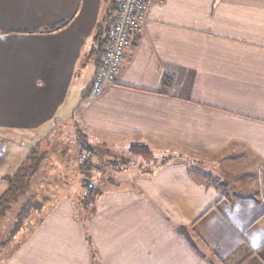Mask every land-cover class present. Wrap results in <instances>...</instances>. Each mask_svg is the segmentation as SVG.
<instances>
[{"label": "crops", "instance_id": "1", "mask_svg": "<svg viewBox=\"0 0 264 264\" xmlns=\"http://www.w3.org/2000/svg\"><path fill=\"white\" fill-rule=\"evenodd\" d=\"M106 9L105 0H0V134L71 122L93 141L130 153L118 172L134 174L132 155L151 162L131 153L132 143L172 160L138 167L132 185L99 196L88 224L93 251L84 219L63 197L0 264L260 257L264 0H152L116 80L84 98L102 63L95 32ZM5 157L0 148V165ZM5 188L0 179V194Z\"/></svg>", "mask_w": 264, "mask_h": 264}, {"label": "rangeland", "instance_id": "2", "mask_svg": "<svg viewBox=\"0 0 264 264\" xmlns=\"http://www.w3.org/2000/svg\"><path fill=\"white\" fill-rule=\"evenodd\" d=\"M80 79H83V83L82 80L80 82L83 88H86V80L84 78ZM70 124H62L53 130L48 129L45 133L41 131L30 135L18 132L0 134V145H2L0 148L5 151L6 156L0 165V170L4 168L5 175L14 173L33 147H36L39 152L46 151L39 171L33 178L29 193L20 197L14 206L0 217V255L2 257L8 256L15 248L19 247L32 229L38 225L40 219L52 207L54 208L63 197L72 199L79 217L91 225L90 221L94 212L91 210L90 213H87L83 208L87 188L86 178L89 177L84 176L80 169L81 162L88 153L83 152L82 146H80L81 141L78 139L77 130L81 128L77 129L74 124L71 122ZM48 132L50 133L47 134ZM87 138V143L95 152V155L92 156L94 168L91 171L92 177L89 178L91 180L90 188H95L96 191L101 192V195H104L108 189L113 188L115 184L121 185L120 187L132 185L137 173L136 168L155 167L158 164L170 161L172 158L166 156L167 153L159 155L161 153L153 150L148 159L151 162L146 165L141 164V160L139 161L132 155L130 159L133 163L129 161V167L131 165L129 170H133L134 174L128 175L125 174L124 170L118 171L123 169L130 153L121 149H111L102 143L95 142L88 134ZM154 145L157 146L158 143L155 142ZM12 148L13 151L7 153L8 149ZM118 150H121V153ZM123 158H125L124 161ZM98 198L95 200L97 201ZM38 202L41 203L39 209H37ZM95 204L94 208H96ZM90 207L93 208L92 205ZM26 209V212H22ZM27 214H30V216L26 219ZM237 261V259H232L224 264H235Z\"/></svg>", "mask_w": 264, "mask_h": 264}, {"label": "trees", "instance_id": "3", "mask_svg": "<svg viewBox=\"0 0 264 264\" xmlns=\"http://www.w3.org/2000/svg\"><path fill=\"white\" fill-rule=\"evenodd\" d=\"M105 1L107 3L106 13L103 19L98 23L95 32V40L98 42V48H97V51L99 53L97 59L98 64L100 63V61L101 62L103 61L102 57L104 56L105 48L111 38L113 18L118 11V6L120 3V0H105ZM57 26L58 25L49 26L48 30L55 29ZM100 65H102V63ZM100 65H98V68ZM167 80L170 81L169 79H167V77H165L163 80V83L166 85H168L169 83ZM92 87H93V83L84 92L83 94L84 98L90 92L92 93ZM77 133H78V139H80L81 141L80 146H82L83 152L85 151L88 153L85 156L84 160H82L80 169L84 176L91 178L92 177L91 171L94 168L92 156L93 154L95 155V152L92 150L91 146L87 143L88 141L87 134L83 132L81 129H78ZM129 151L134 155L149 156L152 154V149L147 144L144 143H132L129 146ZM44 154H46V151L39 152L36 147H33L30 150V153L24 159L23 163L17 168V170L14 173L4 175L0 178L6 183L5 190L0 194V217L3 216L7 211H9L14 206V204L20 199V197L29 193L30 187L33 182V178L39 171V167L41 166V163L44 159L45 156ZM99 195H101V192L96 191L95 188L93 187H91L90 189L86 188L85 197H84L85 199L83 198L84 199L83 204L85 203L86 206L84 205L83 208L87 213H90L91 210L94 212L95 210L94 204L96 201L95 199H97ZM37 205H38L37 209H39L41 203L38 202ZM91 205L93 208L90 207ZM27 209L22 212H26ZM52 209L53 207L48 211L47 214H49ZM29 216L30 214H27L26 219ZM43 220L44 218H41L38 225ZM84 227L86 231V238L88 244L91 250L93 251L94 246L92 243V238L89 233L88 223L86 222V220H84ZM34 229H32V231ZM245 257H246L245 262L240 261L239 264H264V254L261 255L260 257H253L251 254H248L245 255ZM210 263L214 264L211 261Z\"/></svg>", "mask_w": 264, "mask_h": 264}, {"label": "built area", "instance_id": "4", "mask_svg": "<svg viewBox=\"0 0 264 264\" xmlns=\"http://www.w3.org/2000/svg\"><path fill=\"white\" fill-rule=\"evenodd\" d=\"M151 2L152 0H120L112 22L111 38L105 48L102 65L94 78V94L101 93L108 82L116 80L132 37L144 30Z\"/></svg>", "mask_w": 264, "mask_h": 264}, {"label": "water", "instance_id": "5", "mask_svg": "<svg viewBox=\"0 0 264 264\" xmlns=\"http://www.w3.org/2000/svg\"><path fill=\"white\" fill-rule=\"evenodd\" d=\"M90 182H91V180L89 178H86V187L88 189L90 188Z\"/></svg>", "mask_w": 264, "mask_h": 264}]
</instances>
